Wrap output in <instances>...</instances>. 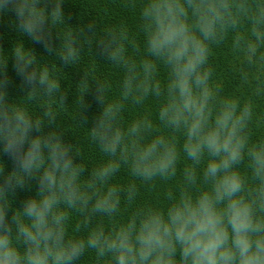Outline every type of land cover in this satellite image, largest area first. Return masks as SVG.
<instances>
[{
	"label": "clouds",
	"instance_id": "9594fccd",
	"mask_svg": "<svg viewBox=\"0 0 264 264\" xmlns=\"http://www.w3.org/2000/svg\"><path fill=\"white\" fill-rule=\"evenodd\" d=\"M63 2L0 0V14L14 12L19 33L66 65L95 46L123 70L118 100L107 102L110 85L95 83L101 111L88 131L106 160L89 170L80 148L55 130L50 106L41 117L31 114L28 106L41 98L65 106L66 94L49 68L37 67L33 50L12 53L28 91L23 103L9 99L3 63L0 154L13 169L5 175L0 167V264H78L89 251L95 264H264V139H252V103L223 94L210 64L230 35L249 64L264 61V0H139L142 48L124 28L95 39L89 24L66 32L57 52L52 35L65 24ZM127 3L137 7V0ZM241 28L246 36L237 34ZM149 98L159 102L156 120L125 125L126 106ZM182 161L188 163L176 190L165 193V207L144 204L123 217L122 205L132 207L139 195L135 181H172ZM122 167L134 178L127 187L112 182ZM31 180L36 195L13 209L11 197ZM73 214L81 219L70 235Z\"/></svg>",
	"mask_w": 264,
	"mask_h": 264
},
{
	"label": "trees",
	"instance_id": "16d2710c",
	"mask_svg": "<svg viewBox=\"0 0 264 264\" xmlns=\"http://www.w3.org/2000/svg\"><path fill=\"white\" fill-rule=\"evenodd\" d=\"M62 7L65 24L58 25L53 30L52 35V45L53 48L57 49V52L62 51L61 45L66 32L78 31L89 24L95 28V39L100 38L108 29L124 28L130 38L136 40L141 48L143 46V34L140 30L139 19V0H137L135 9L129 6L127 0H64ZM49 8H51V5H49ZM17 23L14 12L9 11L0 14V49L3 50L0 52V66L7 62L6 71L10 80L7 89L9 99L14 100V103H23L22 98L28 91L26 86L21 87V78L16 74L13 67L14 58L12 53L19 50L22 55L28 56L32 53L26 49H31L39 60L37 67L49 68L54 78L60 82L62 91L66 94L65 106L61 107L55 100L49 102L47 98H41L28 106L31 114L34 117H41L43 114L42 108L50 106L57 114L55 130L64 134L63 139L66 143H73L80 148L82 154L80 162L89 170L98 167L105 162L106 158L98 147L91 142L88 131L93 126L94 118L101 111V106L95 98V83L110 85L107 102L118 100L120 85L124 76L123 70L99 56L95 46L92 50L85 48L77 64L66 65L55 53L49 55L42 44L34 43L26 35L19 33ZM56 32L60 36V40L57 38ZM237 34L247 35L244 28H241ZM233 39L234 36L230 35L222 45L213 49L210 57V64L214 70L213 83L222 90L223 94L238 98L241 103L245 101L252 103L254 111L251 123L252 139H264V61L254 58L253 63L249 64L244 53L233 51ZM261 51H264V49ZM139 58L137 57V59ZM159 79L161 82L166 80L164 69L160 70ZM81 81L89 83L88 90ZM82 100L85 107L81 112ZM158 108L159 102L153 98H149L143 105L138 107L128 105L122 113L124 123L127 125L140 117H148L155 121ZM84 119L87 120V123L83 125L80 122ZM49 130L47 126L44 129L45 132ZM187 163V161H182L178 169V175L172 181H157L154 187L141 185L138 180L135 181L139 186V195L132 207L122 205L123 217L126 218L134 207L144 204L165 207L168 203L165 199V193L176 190L182 179L183 167ZM0 167H4V174L6 175L12 171L13 163L8 156L0 154ZM112 182L127 187L134 182V178L129 174L126 167H122ZM37 190V181H29L24 189H18L16 194L11 197L12 208H21L22 203L28 198L34 197ZM11 215L10 211L8 213L9 218ZM80 219L78 215H72L69 225L70 235L74 225ZM97 222H100V218H97ZM78 264H95L94 253L91 251L86 252Z\"/></svg>",
	"mask_w": 264,
	"mask_h": 264
}]
</instances>
